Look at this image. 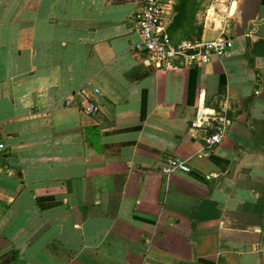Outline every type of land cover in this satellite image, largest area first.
I'll return each mask as SVG.
<instances>
[{
  "label": "crops",
  "instance_id": "0c3cea01",
  "mask_svg": "<svg viewBox=\"0 0 264 264\" xmlns=\"http://www.w3.org/2000/svg\"><path fill=\"white\" fill-rule=\"evenodd\" d=\"M141 2L0 0V264H264V0H172L174 46L230 47L169 66Z\"/></svg>",
  "mask_w": 264,
  "mask_h": 264
},
{
  "label": "built area",
  "instance_id": "2783aa9c",
  "mask_svg": "<svg viewBox=\"0 0 264 264\" xmlns=\"http://www.w3.org/2000/svg\"><path fill=\"white\" fill-rule=\"evenodd\" d=\"M137 12L132 18L136 31L142 38V48L146 58L155 65L169 66L173 60H184L188 65L201 64L209 61L212 55L222 56L230 47V41L221 36L213 42L186 41L173 45L166 34L161 33L160 24L164 8L172 0H141ZM70 104V103H68ZM213 132L204 139V149L198 156H209L220 144L225 135L227 122L223 116H215L209 120ZM5 154V144L0 140V174ZM190 166L187 162L168 158L161 167V174L170 177L175 174L188 173Z\"/></svg>",
  "mask_w": 264,
  "mask_h": 264
},
{
  "label": "rangeland",
  "instance_id": "374dc122",
  "mask_svg": "<svg viewBox=\"0 0 264 264\" xmlns=\"http://www.w3.org/2000/svg\"><path fill=\"white\" fill-rule=\"evenodd\" d=\"M201 4L199 5V3H195L194 7L191 6L192 8H195L197 5V10H198V14L201 15L202 13H204V11L206 10V6H210V5H214L217 4L216 2H218V0H201Z\"/></svg>",
  "mask_w": 264,
  "mask_h": 264
}]
</instances>
